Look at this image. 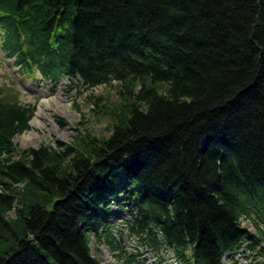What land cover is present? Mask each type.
Wrapping results in <instances>:
<instances>
[{"label":"trees","instance_id":"obj_1","mask_svg":"<svg viewBox=\"0 0 264 264\" xmlns=\"http://www.w3.org/2000/svg\"><path fill=\"white\" fill-rule=\"evenodd\" d=\"M0 35L24 72L121 97L107 139L16 151L37 108L0 88V264H101L92 237L122 258L112 205L182 264L264 244V0H0Z\"/></svg>","mask_w":264,"mask_h":264},{"label":"rangeland","instance_id":"obj_2","mask_svg":"<svg viewBox=\"0 0 264 264\" xmlns=\"http://www.w3.org/2000/svg\"><path fill=\"white\" fill-rule=\"evenodd\" d=\"M0 88L9 93L8 100L36 106L35 115L43 104L46 114L54 118V124L46 123L42 126L32 124L29 131L16 136L14 140L16 151L38 149L44 145L56 148L58 142L72 146L75 142L78 143V138L85 133V129L97 138L107 139L111 135L112 121L102 111H107L121 101L120 90L116 83L111 86L104 85L88 89L81 87L76 81L63 79L58 86H55L41 78L32 79L15 64V59L5 58L1 50ZM95 98H101L98 101L100 107L97 108V112L93 110L96 108ZM44 100H50L51 105L47 106ZM57 117L64 119L66 125L57 123ZM2 192L3 189L0 187V193ZM109 213L110 222L113 224L112 233L126 254L119 258L118 252L112 251L105 240L98 242L92 237L90 248L101 264H181L172 248L167 246L168 249H166L162 246L158 254L139 237L131 235L125 224V220L129 219V212L126 209L112 205ZM254 219L264 231V219L256 214ZM244 222V225L249 226L251 234L255 236L260 234L255 224L251 225L246 220ZM120 233L122 236L119 235ZM259 250L260 247L253 251L248 245L240 253L227 257L225 264H264V256L258 255ZM132 258L136 261L128 263V260Z\"/></svg>","mask_w":264,"mask_h":264},{"label":"bare ground","instance_id":"obj_3","mask_svg":"<svg viewBox=\"0 0 264 264\" xmlns=\"http://www.w3.org/2000/svg\"><path fill=\"white\" fill-rule=\"evenodd\" d=\"M43 102L47 106H50L51 103H52L50 100H44ZM58 106H60V105H58ZM58 109H59V107H58ZM46 123L54 124L55 122H54V118L52 117V115L46 114L44 105L42 104V105H40V107H39L36 115L34 116V119L32 120V124L33 125H40V126H42V125H45Z\"/></svg>","mask_w":264,"mask_h":264}]
</instances>
